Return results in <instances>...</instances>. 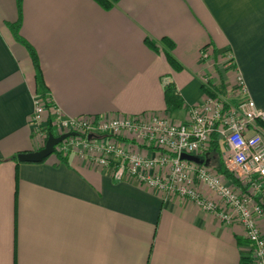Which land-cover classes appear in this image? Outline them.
Returning a JSON list of instances; mask_svg holds the SVG:
<instances>
[{"label": "crops", "instance_id": "1", "mask_svg": "<svg viewBox=\"0 0 264 264\" xmlns=\"http://www.w3.org/2000/svg\"><path fill=\"white\" fill-rule=\"evenodd\" d=\"M19 3L18 33L38 54L48 104L62 116L164 111L163 85L172 81L184 101L168 115L179 122L187 105L203 100L202 46L216 60L229 54L233 66L220 69V81L239 73L264 108V0H118L107 9L95 0ZM17 6L0 0V264H240L248 251L240 226L191 200L72 153L66 162L55 152L41 161L12 158L41 145L30 122L35 67L8 29ZM163 36L173 41L177 70L162 53ZM41 117L46 129L50 116ZM259 222L264 233V216Z\"/></svg>", "mask_w": 264, "mask_h": 264}, {"label": "built area", "instance_id": "2", "mask_svg": "<svg viewBox=\"0 0 264 264\" xmlns=\"http://www.w3.org/2000/svg\"><path fill=\"white\" fill-rule=\"evenodd\" d=\"M211 50L202 46L199 57L208 67L201 84H215L211 88L214 93L204 92L203 100L187 105L179 122L167 111L62 116L56 105L37 93L32 94L30 122L41 145L47 136V129L40 124L44 113L50 116L53 134L73 132L53 145V153L75 154L89 166L106 168L115 177L135 178L167 197L191 200L220 223L240 226L250 261L264 264V233L259 222L264 216V133L260 129L264 108L257 107L247 94V84L239 73L230 83L218 79ZM229 57L223 55L222 61ZM213 136L220 142L221 158L237 183L209 163L180 158L182 152L203 158ZM138 144L158 152L142 156L135 149Z\"/></svg>", "mask_w": 264, "mask_h": 264}, {"label": "trees", "instance_id": "3", "mask_svg": "<svg viewBox=\"0 0 264 264\" xmlns=\"http://www.w3.org/2000/svg\"><path fill=\"white\" fill-rule=\"evenodd\" d=\"M97 2V5L101 6L102 8H111V6L117 2L118 0H95ZM17 3V9H18V18L14 21V22H10L8 23V29L11 30L10 33H12L13 38L16 41H19L20 43H22V46L26 48L28 54L30 55V59L32 62V65L35 67L34 69V77L36 79L35 82V90L37 91V95L41 98H43L44 100L48 98V92L46 91L45 88V84L43 83L44 79H42L41 76V72H40V66L38 64V58H37V53H35L34 48L29 44L28 41H26L25 39L22 38V36L18 33L19 29V19H20V13H19V6L21 5L19 3V0H16ZM144 42L147 46H149V48L151 49H159L156 45V42L153 38H150L147 35H144ZM159 41L162 43L163 47L161 46L160 48L162 49V53L165 56L166 60L169 62V65L171 66L172 69H179L181 67L180 62L178 60H175L174 56L172 55V53L170 52L173 46V41L171 40V38L167 37V36H163L159 39ZM225 55V53H224ZM233 58L229 57L228 61L223 62L222 64H224V70H228L233 66ZM217 68H215L214 66V70H216ZM219 69H218V71ZM202 85V90L203 92L207 93V94H213V90L211 89L212 87H215V84L208 85V84H201ZM163 90H162V94H163V99H164V111L166 112H173V110H177L179 109L182 104H183V98L181 97V95L179 94V92L176 91V86L173 84L172 81H168L165 82V84L163 85ZM48 101V100H47ZM47 104V102H46ZM49 119L48 118L47 122H46V129L47 132H51V134H53L54 129L51 128L50 124H49ZM264 127V125H262ZM222 150V148L220 147V142L216 140V136H213L212 139L209 140V144H208V149L206 150V152H203L205 158H207V161L212 162L213 166L215 167V169L220 173H223L225 175L226 178L230 179L231 182H236L237 183V178L234 177L233 173L229 172V170L225 167L224 162L221 158V154L220 151ZM18 153V152H16ZM55 154H57V157L59 160L66 162V157L64 154H61L60 152H55ZM12 158L16 159V154L12 155ZM240 264H252V261H250L249 256H245V255H241L239 258Z\"/></svg>", "mask_w": 264, "mask_h": 264}, {"label": "water", "instance_id": "4", "mask_svg": "<svg viewBox=\"0 0 264 264\" xmlns=\"http://www.w3.org/2000/svg\"><path fill=\"white\" fill-rule=\"evenodd\" d=\"M73 133V132H66V133H60V134H51V132H47V136L44 140V144L41 145V147L38 149L29 150L28 152H18L16 153V159L18 161H41L44 157L48 156V154L53 153V145L58 143L62 138L66 137L67 134ZM88 137H90V134H87ZM187 158L191 159V161H198V162H204L205 164L208 163L207 158H200L198 156H192L191 154L182 152L180 154V158Z\"/></svg>", "mask_w": 264, "mask_h": 264}, {"label": "rangeland", "instance_id": "5", "mask_svg": "<svg viewBox=\"0 0 264 264\" xmlns=\"http://www.w3.org/2000/svg\"><path fill=\"white\" fill-rule=\"evenodd\" d=\"M213 59H214V58H213ZM222 60H223V58H219V60H216L217 62H215V64H214L215 68H217L216 70L218 71V69H219L220 72H221L220 69L223 68L222 65H224V64H222V63H223ZM225 62H226V61H225ZM218 75H219V72H218ZM218 75H217V76H218ZM218 79H219V78H218ZM211 86H212V85H211ZM39 96H40V95H39ZM42 99H43V98H42ZM45 100H46V99H45ZM45 100H44V101H45ZM47 100H49V96H48ZM179 114H181V112H179V113L175 112V113H173L171 116H172V117H174V116H177V117H178ZM44 143H45V142H43V144H44ZM43 144H42V145H43ZM40 147H41V145H40ZM40 147H39V148H40ZM223 162H224V161H223ZM208 163H209V164H208L209 166H212L213 168H215V167L212 165V164H213L212 162H209V161H208ZM224 165H225V162H224Z\"/></svg>", "mask_w": 264, "mask_h": 264}]
</instances>
